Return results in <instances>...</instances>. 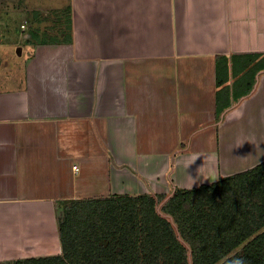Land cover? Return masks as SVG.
Segmentation results:
<instances>
[{
  "label": "crops",
  "instance_id": "crops-1",
  "mask_svg": "<svg viewBox=\"0 0 264 264\" xmlns=\"http://www.w3.org/2000/svg\"><path fill=\"white\" fill-rule=\"evenodd\" d=\"M0 18V264L60 255L65 200L264 161V71L216 118V59L264 54V0H0Z\"/></svg>",
  "mask_w": 264,
  "mask_h": 264
},
{
  "label": "trees",
  "instance_id": "trees-1",
  "mask_svg": "<svg viewBox=\"0 0 264 264\" xmlns=\"http://www.w3.org/2000/svg\"><path fill=\"white\" fill-rule=\"evenodd\" d=\"M65 25L71 31L70 15ZM227 60L216 59L217 120L252 92L264 71V54L232 57V67ZM231 74L235 80L226 85ZM63 203L61 254L14 264H264V161L169 195Z\"/></svg>",
  "mask_w": 264,
  "mask_h": 264
},
{
  "label": "rangeland",
  "instance_id": "rangeland-1",
  "mask_svg": "<svg viewBox=\"0 0 264 264\" xmlns=\"http://www.w3.org/2000/svg\"><path fill=\"white\" fill-rule=\"evenodd\" d=\"M10 4H11V3H10ZM10 4H9V5H10ZM23 20H25V19H23ZM0 21H3V18H0ZM48 23H49V22H48ZM30 28H31V27H28V29H30ZM44 28H45L44 26H41V30H44ZM28 29H27V30H28ZM21 30H22V29H21ZM48 31H49V30H48ZM46 33H47V32H46ZM17 49H18V47L14 48L15 51H16ZM242 58H243V57H242ZM247 60H248V57H247ZM3 70H5L4 67L1 68V71H3ZM237 77H238V76H237ZM64 206H65V205H64L63 202H62L61 205L59 206V218H61V217L63 216ZM239 249H240V248H239ZM239 249H237V251H238ZM14 262H15V261H13V263L11 262V264H14Z\"/></svg>",
  "mask_w": 264,
  "mask_h": 264
},
{
  "label": "clouds",
  "instance_id": "clouds-1",
  "mask_svg": "<svg viewBox=\"0 0 264 264\" xmlns=\"http://www.w3.org/2000/svg\"><path fill=\"white\" fill-rule=\"evenodd\" d=\"M237 264H240V262H237Z\"/></svg>",
  "mask_w": 264,
  "mask_h": 264
},
{
  "label": "built area",
  "instance_id": "built-area-1",
  "mask_svg": "<svg viewBox=\"0 0 264 264\" xmlns=\"http://www.w3.org/2000/svg\"><path fill=\"white\" fill-rule=\"evenodd\" d=\"M75 170H76V168H75Z\"/></svg>",
  "mask_w": 264,
  "mask_h": 264
}]
</instances>
